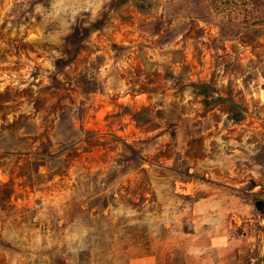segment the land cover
Wrapping results in <instances>:
<instances>
[{
    "label": "rangeland",
    "instance_id": "obj_1",
    "mask_svg": "<svg viewBox=\"0 0 264 264\" xmlns=\"http://www.w3.org/2000/svg\"><path fill=\"white\" fill-rule=\"evenodd\" d=\"M0 264H264V0H0Z\"/></svg>",
    "mask_w": 264,
    "mask_h": 264
}]
</instances>
